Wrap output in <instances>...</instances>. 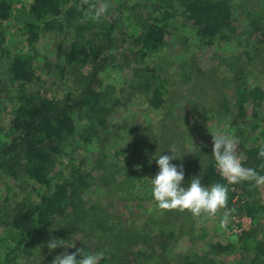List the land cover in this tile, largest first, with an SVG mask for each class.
Returning a JSON list of instances; mask_svg holds the SVG:
<instances>
[{
  "label": "trees",
  "instance_id": "trees-1",
  "mask_svg": "<svg viewBox=\"0 0 264 264\" xmlns=\"http://www.w3.org/2000/svg\"><path fill=\"white\" fill-rule=\"evenodd\" d=\"M99 2L100 0H31L26 9L21 8L26 14L21 33L25 36L30 52L18 51L10 55L4 46L6 33L3 24L14 15V4L21 2L0 0V89L8 84L9 88H13L15 95L7 97L11 103L9 111L11 118L4 126L6 132L3 136L0 135V177L14 179V184L17 185L20 181L15 179L20 175L34 186L32 192H35V197L29 191L18 203L15 202L10 214L0 215V248L5 246L6 250L0 254V264H20L22 261L28 262L30 258L39 260L48 258V264H52L53 259L61 253L57 251L58 248L49 251L46 245L51 239L60 240L53 225L64 217L65 208L71 207L72 214L67 217H71L73 221V235L82 233V241H85L82 246L69 249L68 254H73L77 249L89 253L102 251L104 258L99 264H141L143 257L148 258L147 253L158 254L160 250L164 252L163 248H167L171 240L176 241L173 239L174 233L183 230L178 229L175 223L181 218L182 213L176 210L161 213L156 210L155 203L150 202L153 199L150 192L151 183L146 172L140 173L143 165L159 170L156 160L160 155H172L176 158L170 163L178 169H183L182 187H187L191 180L197 177H200L205 187L215 183L227 184L216 174L212 142L201 147L196 145L193 153L179 157L171 150L172 145L166 143L167 138L161 141L169 148L164 145L166 148L160 149L159 135L144 134L142 141L146 147L137 145L139 152L136 155L126 153L125 147L120 148L117 145L123 136L118 133L124 131V135L131 137L132 141L142 136L138 135V128L133 129L126 121L124 124H108V113L115 104L117 105V100L108 86L99 90L98 78L102 70L111 66V61L122 64L133 59L137 62L164 48L171 27L170 17L172 13L178 11L192 22L191 27L203 45L233 44L237 32L234 25L237 18L233 17L235 7H238L237 0H175L174 6L170 5L171 0L167 3L170 10L160 7L162 9L160 16L151 17L146 22L138 20L137 16L129 12L124 18L118 17L112 21L106 16L99 21H85L84 13ZM125 4L123 2L120 5L124 8ZM110 9L111 7L107 11ZM241 12L250 17L249 9H243ZM250 26L260 32L261 38L256 39L257 45L251 43L250 47L251 52L255 48L256 52L250 57L249 51L245 50L249 42L246 41L242 45L244 58L237 64L236 77L229 81L231 83L229 87L233 91L232 106L238 108V116L243 120L247 116L248 104L253 106L255 112L261 109V103L264 101V89L255 84V88L249 90L245 81L246 71L249 70L247 65H251L257 59L263 60L264 53V23H251ZM118 27L120 33L116 30ZM56 29L64 34H69V30L73 32L70 33L69 39H57L53 45L57 61L62 62L59 75L70 88L61 99L50 94L44 85L39 84L40 78L34 67L39 31L49 36L51 34L54 38L53 33L57 31ZM240 36L239 34L236 46H241ZM120 43L129 47L117 53L121 46L117 44ZM86 65L89 71L82 75L81 70ZM150 79H156L158 83L150 91L147 101L154 108H159L167 94V83L151 71L144 80L145 92L150 87ZM29 84L36 87V91L27 93L25 87ZM131 85L135 87L133 83ZM16 92L18 94H15ZM224 110L228 112L230 110L226 99L219 104V109L216 108L214 113H210L209 119L215 118L216 114L219 120ZM85 120L87 125L78 132L77 126L80 122L85 123ZM258 120L264 125V114ZM258 128L257 123L252 125L253 131H257ZM130 143L131 141L128 142L129 148ZM261 147H264V126L244 151L247 156L244 166L247 164V167L254 168L259 174L264 175V168L261 167L264 165V158L258 156ZM82 149H89L91 158L83 157L80 161L76 160L74 152ZM66 158L67 166L71 168V180L61 179L60 174L53 173V168L57 164L63 165ZM92 158H95L94 163ZM150 162H154L155 166H150ZM84 167H89L87 174L82 173ZM111 168L114 169L112 175L109 177L108 174L103 175V172ZM97 171L101 174L98 175ZM96 180L101 186L106 185V189H99L96 191L97 197L93 195L86 202L84 198L80 199L82 192L92 188V182ZM252 183L246 181L232 185L234 191L228 192L227 208L231 210L232 216L246 211L248 216L258 223V213L263 208L257 206L259 199L251 193L254 187ZM14 187L16 190V186L0 184L2 202L10 201L7 205L12 201L9 193L14 191ZM11 194L13 200L18 196L15 192ZM137 194H140L141 202L149 204L145 209L147 218H144L141 227L135 221L127 228L123 223L125 220L120 221V215L115 212L111 216L107 215L98 203V200L105 197L114 201L128 199ZM236 196L243 198L244 202L240 204L241 200L238 199L236 202L239 206L233 208L236 204L232 202V198ZM0 205L3 206L1 203ZM91 212L95 215L93 218L99 219L98 222L88 221ZM89 223L94 224L96 230L83 232V226ZM185 225L190 226L189 223ZM172 227L175 232L170 231ZM105 230L109 231L107 235L104 234ZM126 230L127 239L120 247L118 240H122L120 235L123 236ZM236 238L237 243L234 244L209 245L205 256L235 253L243 259L237 264H264V227L249 229ZM135 243H141V247L133 248ZM87 244H90V247H87ZM18 258L23 260L19 263ZM79 258L77 256V259ZM198 258L197 255L195 257L186 255L184 259L191 260L188 264H199Z\"/></svg>",
  "mask_w": 264,
  "mask_h": 264
},
{
  "label": "rangeland",
  "instance_id": "rangeland-1",
  "mask_svg": "<svg viewBox=\"0 0 264 264\" xmlns=\"http://www.w3.org/2000/svg\"><path fill=\"white\" fill-rule=\"evenodd\" d=\"M169 1L171 2V0H106L111 7V9L107 11L106 17L108 20L112 21L118 17L124 18L125 14L129 12L137 16L138 20L146 22L150 20L151 17H159L160 10L167 8L169 6L167 4ZM20 2L21 4H14V15L3 24L6 33L4 46L10 55L18 51L30 52L25 42V36L21 33L23 21L26 19V14L21 8L24 7L26 9L31 3V0H20ZM123 2L126 3L124 8L120 5ZM237 3L238 7H235L233 14V17L237 18V22H234V25L237 27V32L233 44L229 45L225 43L220 46L203 45V43L197 39L194 28L191 27L192 22L178 11L175 14L172 13L170 17L171 19L169 21L171 27L168 30L164 48L137 62L133 59H129L122 64L117 61H111V66L99 73V90L101 91L104 87L108 86L109 91L113 93V97L117 100V105L115 104L108 113V124H124V121H126L128 123L127 125L133 126V129L138 128V135L142 136L132 141L131 139L128 140L129 136L124 135V131L118 133L123 136L120 137L117 145L120 148L125 147L126 153L132 155L138 154V147H146L145 142L142 141L144 134L151 136L156 133L155 135H159V141L162 139L164 141L165 138H167L166 143L172 145L170 148L173 153L182 157V155L186 156L187 154L193 153V149L196 145L199 147L202 145H210V142H212L211 133L222 130L230 135L234 134L236 138H238L239 146L237 148V153L244 158L242 160V165L244 166L247 160L244 151L249 147L251 140L260 133L264 126L262 122L258 120L259 117L264 114V101L261 103V109L255 112L253 106L248 104L246 107V110H248L247 116L244 117V120L239 118L238 108L232 106L233 91L229 87V84H231L229 81H231V78L236 77L238 73L236 72L238 70L237 64L244 58V48L242 45L246 41L249 42V46L245 50L249 51L250 57H253L256 52V48L251 52L250 50L252 48L250 47L251 43L257 45L256 39L261 38L259 36L260 32L255 30L253 26L249 27V25L251 23H264V0H237ZM170 5L174 6L175 0H172ZM160 7L162 9H160ZM167 9L170 10L169 8ZM243 9L250 10V17H246L242 14L241 11H243ZM238 11L240 14H238ZM116 30L120 33L119 27ZM129 30L127 32H129ZM69 32L71 33L70 30ZM70 33L64 34L62 31L58 32L57 30L53 33V38L51 34L49 36L45 32L39 31V38L35 46L37 58L34 67L36 74L40 78L39 84H42V86L44 85L50 94L54 96L57 95L60 99L64 98L70 88L65 85L66 82L59 75L62 62L57 61L56 51L53 45L57 39H69L73 32ZM239 34L241 35V46H236ZM128 35H131V33H128ZM113 36H116V34H113ZM117 45H121L120 48L117 49V53L129 47L124 43ZM114 57L115 56H113V58ZM262 57L263 60L258 61L257 59L251 65H247V69L249 70L246 71L245 81L249 90L254 89L255 84L264 89V53ZM81 71V74L85 75L87 71H89V67L86 65ZM151 71L164 79L167 83V94L164 98V102L159 108H154L147 101L150 97V91L158 81L156 79H150V87L146 92L144 91V86L146 85V83H144L145 77L150 75ZM132 83L135 87H131ZM25 91H27V93L36 91V87L31 84L26 85ZM15 94H18V92ZM13 96H15L14 90L13 88H9L8 84L0 89L1 136L6 132V127L4 126L8 124L11 118L9 114L11 103L7 97ZM223 99L228 101L229 112L225 110L222 111L219 120L216 114L214 115L215 118L209 119L210 113H214L216 108L219 109V104L223 102ZM236 119H239V121ZM255 123H257L259 127L257 131L252 130V125ZM86 125V120L85 123L80 122L77 126L79 129L78 132ZM165 133L166 136H164ZM126 136L127 138H125ZM129 141H131L130 148L128 147ZM163 141H161L159 145L156 144L160 149H163L167 145H165ZM168 145L166 147H168ZM90 156L89 149H82L74 152V157H76L78 161L83 157L91 158ZM92 159L94 163L95 158ZM149 164L150 166H155L154 162H150ZM244 167H247V164ZM141 170V174H145L146 172L149 181L159 172L155 167L146 168L144 165ZM88 171L89 167H84L82 173L87 174ZM113 171L114 169L112 168L107 169L103 172V175L106 176L108 174L107 177H109V175L114 173ZM53 173L60 174L59 177L61 179L71 180V168L67 166V158L63 165L57 164L53 168ZM97 174L100 175L101 173L97 171ZM216 174L221 177L217 170ZM13 180H9V178L5 176L0 177L1 186H16V190L14 187V191L12 192L18 194L15 200H13L14 197L11 194L12 192H8L9 197L12 199L9 205L7 204L10 201L4 203L0 196V203L3 205H0V215L10 214L14 209L15 202L18 203L23 195H26L29 191L32 192V188H34V186L20 175H18V178L15 180L21 183L17 182V185H15ZM97 181L98 180L92 182V188L82 192L80 199L84 198L86 202L93 195H98L96 191L98 192L99 189H106V185L101 186L100 182ZM143 185L145 186L146 184L143 183ZM146 190L147 189H144V191ZM229 191L233 192L234 190L229 187ZM251 191V193L255 194V197L259 199V204L257 206L263 208V210L258 213V223L253 221L246 211L238 212L236 213L237 215H233L244 217L251 221L247 230H251L252 228L255 230L259 226L264 227V187L254 186ZM31 194L35 197V192ZM238 199L241 200L240 204L244 202V199L241 197L236 196L232 198V202L236 204H234L235 206L233 208L239 206V203L236 202ZM249 199L251 200L250 197ZM96 200H98V198ZM150 202L154 203L153 199ZM98 203L99 206H102L104 213L107 215L111 216L114 212L120 215V221L125 220L123 223L127 225V228L131 222L135 221H137V224L141 227L144 218H147L145 209L149 204L141 202L140 194L128 199L114 201H112V198L109 199L105 197L98 200ZM72 209V207L65 208L64 217L55 222L53 229L58 232L60 241H64L65 245L73 244V247L82 246L85 241H82L83 234L79 233L73 235V221H71V217H67V215L72 214ZM226 211L230 212L231 210L228 208L221 209L214 218L206 220L203 223H198L189 212H183L181 218L177 219L175 223L178 229L183 228L184 231L181 229L175 232L173 227L170 228V231L175 232L173 239H176V241L171 240L167 248H163L164 252L160 250L158 254L147 253L148 258L146 259L143 257L141 264H188L191 260L186 261L184 259L186 255H193V257L197 255L199 257L197 259V261L199 260V264H237L238 262H242L241 260L243 259L235 253H224L213 257L209 256V254L205 256L209 250V245H215L217 243L222 245L237 243V235L231 232L229 225L233 217L231 212L227 226L223 229L220 228V221ZM90 215L88 221H99L98 218L92 217L95 216L94 213L91 212ZM185 223H189L190 226L185 225ZM95 230L96 228L92 223L88 225L85 224L82 228L83 232H94ZM105 231L104 234L107 235L109 231ZM126 233L127 230L123 232V236L120 235L122 239L121 241L118 240L120 247H122V243L127 239ZM140 245L141 243H135L132 247L140 248ZM73 247H58L57 251L61 254H68L69 249ZM87 247H90V244H87ZM5 251V246H2L0 248V254H3ZM21 260L23 259L18 258V262ZM20 264H48V258L40 260L30 258L28 262L23 263L22 261Z\"/></svg>",
  "mask_w": 264,
  "mask_h": 264
},
{
  "label": "clouds",
  "instance_id": "clouds-1",
  "mask_svg": "<svg viewBox=\"0 0 264 264\" xmlns=\"http://www.w3.org/2000/svg\"><path fill=\"white\" fill-rule=\"evenodd\" d=\"M110 7L106 0H100L92 5L89 11L84 13V20L99 21L106 16ZM212 136V157L216 170L227 184L215 183L205 187L200 177L194 178L187 187H181L184 179V171L171 164L174 158L172 155H160L157 160L159 172L150 179L151 196L156 210L161 213L165 211L189 212L198 223L214 218L221 209L227 208L228 185H235L241 182H253L252 186L264 187V175L259 174L256 169L244 167V159L237 153L239 140L234 134H228L222 130L211 133ZM131 138L129 137L128 140ZM258 156L264 158V147H261ZM264 168V165H261ZM230 212H225L220 221V228L223 229L229 222ZM49 251L58 247H73L65 245L64 241L51 239L46 245ZM77 256L80 258L77 259ZM104 258V253H89L77 249L73 254H61L56 256L52 264H99Z\"/></svg>",
  "mask_w": 264,
  "mask_h": 264
},
{
  "label": "built area",
  "instance_id": "built-area-1",
  "mask_svg": "<svg viewBox=\"0 0 264 264\" xmlns=\"http://www.w3.org/2000/svg\"><path fill=\"white\" fill-rule=\"evenodd\" d=\"M222 178V177H221ZM227 183V182H226ZM232 190L234 188L232 185H229ZM251 224V221L244 218V217H239V216H233L232 220L230 222V230L234 235H239L242 232L246 231Z\"/></svg>",
  "mask_w": 264,
  "mask_h": 264
}]
</instances>
